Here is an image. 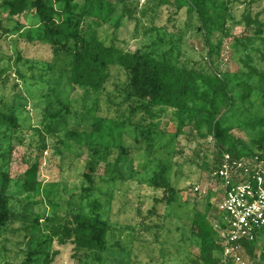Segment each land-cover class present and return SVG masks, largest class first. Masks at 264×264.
Wrapping results in <instances>:
<instances>
[{
	"label": "rangeland",
	"instance_id": "1",
	"mask_svg": "<svg viewBox=\"0 0 264 264\" xmlns=\"http://www.w3.org/2000/svg\"><path fill=\"white\" fill-rule=\"evenodd\" d=\"M108 1L116 6L114 13L107 21L89 18V35L97 34L118 48L145 49L161 35L162 43L158 42L155 53L169 51L172 57L200 70L228 71L229 78L234 72L245 71L246 60L264 69V44L254 36V26L247 29L244 19V14H249L252 19L258 17L264 21V0H229L232 17L225 23V30L214 31L208 41L197 30L200 24L195 13L188 14L185 7L177 10L168 1L160 3V0ZM2 3L0 0V69L6 70L4 75H8V81L0 87V110L7 114L12 112L19 118L22 133L19 132L18 140H13L12 128L0 125V168L7 169L12 178L9 193L16 214L8 239L0 238V260L21 262L29 246L30 250H36L37 244L47 239L41 252L34 251L30 264H75L71 247L60 246L55 239L49 238L52 220L47 219L51 207L46 195L41 192L27 196L20 191L18 180L27 168V161L39 156V178L43 185L54 187L58 213L84 202L77 193L83 181L84 160L76 155L78 149L74 144L71 143L70 148L60 144L64 130L59 127L54 132L57 122L42 120L43 106L37 101H43L48 88L60 91L58 97L67 100L75 113L69 116V124L81 128L82 122H87L86 110L93 105L97 94L79 87L71 88L67 58L54 55L46 44L24 40L22 31L37 23L34 9L11 16L2 8ZM223 31L229 36H223ZM245 33L253 39L245 40L241 36ZM236 35L243 45H235ZM124 80L123 72L113 68L103 93L118 94ZM50 97L45 102L51 100L55 108V94ZM119 99L120 96L116 101ZM260 100V93L255 91L243 105L238 102V106L247 113L260 114ZM104 101L100 103L101 111L106 107L102 105ZM136 117L139 118V114ZM48 124L52 132L47 131ZM232 132L256 150L252 143L256 134L249 127L236 128ZM126 134L128 144H136L134 137H141L139 130L134 128ZM170 136L156 137L155 146L169 143ZM41 142L44 147L37 149ZM144 147L142 143L140 150L121 158L122 179L117 180L111 201L104 205L111 231L109 247L102 253L103 264H187L188 259L198 253L191 232L194 207L203 211L208 203L209 213L217 218L219 192L212 174L219 160V155L215 154L218 149L211 137H200L191 125L183 127L166 147L169 155L162 148L149 153ZM155 156L163 159L164 174L173 186L170 201L163 197V187L154 190L149 186L153 171L161 170ZM35 216L39 217L38 221ZM25 226L31 231L27 236H24ZM263 248L264 235L258 240L253 259L246 258V264H264L260 257Z\"/></svg>",
	"mask_w": 264,
	"mask_h": 264
},
{
	"label": "trees",
	"instance_id": "2",
	"mask_svg": "<svg viewBox=\"0 0 264 264\" xmlns=\"http://www.w3.org/2000/svg\"><path fill=\"white\" fill-rule=\"evenodd\" d=\"M163 1H168L177 10L185 7L188 14L195 13L200 24L197 30L207 41L214 31L225 30V23L232 17L229 15V0H160V3ZM2 8L11 16L34 9L37 23L22 31L24 40L46 44L54 55L67 58L71 88L79 87L97 94L93 105L86 110L87 122H82L81 128L69 124V116L75 113L67 100L58 97L60 91L48 88L43 94V101H37L43 106L42 120H55L54 132L59 127L64 130L60 144L69 148L74 144L78 149L76 155L84 160L83 181L77 192L84 202L76 203L74 209L69 207L65 212L58 213V203L53 198L54 187L43 185L39 178V156L27 161V168L18 180L20 191L26 192L27 196L41 192L46 195L51 207L47 219L52 220L49 238L55 239L60 246H70L75 264H103L102 253L109 247L108 235L111 231L109 219L104 215V205L111 201L117 180L122 179L119 168L121 158L140 150L142 143H145L144 148L149 153L162 148L169 155L166 147L183 127L191 125L200 137L214 140L218 149L215 154L219 155L216 168L223 152L234 158H253L257 155L264 159V69L250 65L246 60L245 76L234 72L228 78V71L200 70L172 57L169 51L155 53L158 42L162 43L161 35L145 49L118 48L97 34L89 35V18L107 21L114 13L116 6L108 0H3ZM244 19L247 29L254 26V36L264 44V21L258 17L252 19L249 14H244ZM116 20L119 21V18ZM224 35L229 36L223 31ZM238 36L235 45H243ZM241 36L247 41L253 39L247 33ZM113 68H118L125 75L123 86L116 95L110 91L103 93ZM4 73L6 70L0 69V87L8 81V75ZM255 91L261 96V113L250 114L241 110L238 102L243 105ZM52 93L57 101L55 108H52L51 100L45 102ZM102 100H105L102 105L106 107L101 111ZM138 114L139 118L136 117ZM0 125L12 128L13 140L20 138L18 134L22 130L14 113L0 110ZM244 127L255 132L252 143L256 150L249 148L232 132ZM50 128L48 124L47 131L52 132ZM132 128L139 130L141 136L134 137L136 144L126 142V133ZM165 134L171 135L169 143L155 146L156 137L161 138ZM43 143L36 148H43ZM56 150L65 157L60 148ZM154 159L161 170L153 171L149 186L154 190L163 187V197L170 201L173 186L164 174L166 167L163 159L156 156ZM11 179L8 170L0 168V238L3 241L14 229L12 224L16 219L9 193ZM218 200L217 218L209 213L208 203L205 210L194 207L192 211V242L197 246L198 253L191 256L187 264H221L223 235L218 227L222 229L226 225L218 208L220 196ZM38 218L35 216V221ZM25 230L24 236L31 234L29 226H25ZM262 235L264 229H260L253 239L240 240L246 258L253 259L254 249ZM46 242L47 239L38 243L36 250H30L29 246L26 258L21 262L1 259L0 264H30L34 251L41 252ZM260 257L264 263V251H261Z\"/></svg>",
	"mask_w": 264,
	"mask_h": 264
},
{
	"label": "built area",
	"instance_id": "3",
	"mask_svg": "<svg viewBox=\"0 0 264 264\" xmlns=\"http://www.w3.org/2000/svg\"><path fill=\"white\" fill-rule=\"evenodd\" d=\"M225 227L221 244V264H246L240 240L256 237L264 229V159L234 158L223 152L214 170Z\"/></svg>",
	"mask_w": 264,
	"mask_h": 264
}]
</instances>
